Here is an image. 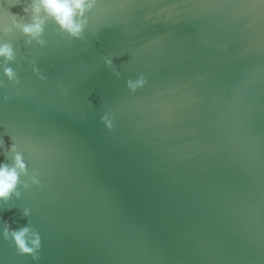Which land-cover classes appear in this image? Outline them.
<instances>
[{
  "label": "water",
  "instance_id": "obj_1",
  "mask_svg": "<svg viewBox=\"0 0 264 264\" xmlns=\"http://www.w3.org/2000/svg\"><path fill=\"white\" fill-rule=\"evenodd\" d=\"M89 20L12 41L0 153L40 185L0 202V264H264V0H99ZM5 222L38 231L39 261Z\"/></svg>",
  "mask_w": 264,
  "mask_h": 264
},
{
  "label": "clouds",
  "instance_id": "obj_2",
  "mask_svg": "<svg viewBox=\"0 0 264 264\" xmlns=\"http://www.w3.org/2000/svg\"><path fill=\"white\" fill-rule=\"evenodd\" d=\"M99 0H0V67L3 68L5 79H0V88L8 89L9 86L15 89L21 81L18 71L11 67L18 64L17 53L13 40L17 34L22 36L27 46L33 44L43 46L47 40L46 30L48 26L54 25L57 34L63 35L71 40H84L85 32L89 28V16L97 6ZM12 8H19L20 12H13ZM33 72L41 79L46 77L41 74L36 67V62H32ZM109 67L111 61H107ZM146 84L144 77H140L137 82L131 79L127 81V87L132 91L141 88ZM5 100L9 97L5 96ZM103 124L109 130L113 128L112 119L108 115L102 117ZM2 156L11 163H0V202L9 203L14 197H21L20 188H28L27 180L39 186L38 173L29 175L28 165L23 153L16 143L10 146L6 143L2 146ZM23 178V179H22ZM30 216L29 210L22 212V218ZM3 237L13 244L17 253L21 256H31L33 260L39 261V252L42 249V238L37 230L30 226H22L13 229L8 222H5Z\"/></svg>",
  "mask_w": 264,
  "mask_h": 264
}]
</instances>
